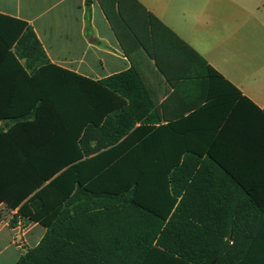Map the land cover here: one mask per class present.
I'll list each match as a JSON object with an SVG mask.
<instances>
[{
	"label": "trees",
	"instance_id": "obj_1",
	"mask_svg": "<svg viewBox=\"0 0 264 264\" xmlns=\"http://www.w3.org/2000/svg\"><path fill=\"white\" fill-rule=\"evenodd\" d=\"M96 1L129 59L147 57L161 74L162 56L181 61L198 97L155 129L135 67L89 80L51 65L26 22L0 15V77L28 79L34 117L51 110L54 122L17 146L31 113H0L17 121L0 128V204L46 229L16 264H264V212L208 155L242 92L136 0Z\"/></svg>",
	"mask_w": 264,
	"mask_h": 264
},
{
	"label": "crops",
	"instance_id": "obj_2",
	"mask_svg": "<svg viewBox=\"0 0 264 264\" xmlns=\"http://www.w3.org/2000/svg\"><path fill=\"white\" fill-rule=\"evenodd\" d=\"M136 1L242 92L208 155L264 212V0ZM0 15L26 22L51 65L89 80L101 81L135 67L156 105L153 112L157 118L150 125L155 129L198 97L196 82L183 78L187 72L181 61L162 56L161 74L147 57L134 55L129 59L96 0L90 7L89 20L86 0H0ZM167 78L176 88L167 90ZM27 80L23 76L0 77L1 82L15 83L9 91L0 85V113H31L21 122L24 127L14 140L17 146L34 144L30 130L42 134L54 123L51 110L37 120L34 117L30 102L35 98V85L22 84ZM37 80L44 92L51 91V75H39ZM119 113L113 111V115ZM16 124V120L7 119L0 128L7 132ZM141 127V123L135 125ZM45 233L41 225L22 219L18 209L0 204V264H16Z\"/></svg>",
	"mask_w": 264,
	"mask_h": 264
},
{
	"label": "rangeland",
	"instance_id": "obj_3",
	"mask_svg": "<svg viewBox=\"0 0 264 264\" xmlns=\"http://www.w3.org/2000/svg\"><path fill=\"white\" fill-rule=\"evenodd\" d=\"M4 234H5V232H4V233H2V237H4Z\"/></svg>",
	"mask_w": 264,
	"mask_h": 264
}]
</instances>
